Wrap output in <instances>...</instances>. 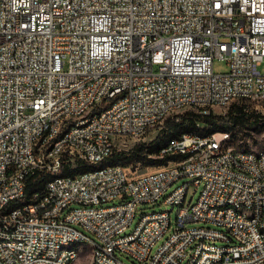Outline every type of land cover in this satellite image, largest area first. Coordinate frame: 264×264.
<instances>
[{"label":"built area","instance_id":"2783aa9c","mask_svg":"<svg viewBox=\"0 0 264 264\" xmlns=\"http://www.w3.org/2000/svg\"><path fill=\"white\" fill-rule=\"evenodd\" d=\"M262 60L264 0H0V264H82L88 254L56 249L69 234L94 245L90 264H264V157L238 155L229 133L173 138L170 164L142 173L41 177L31 207L7 208L29 177L102 161L141 128L178 121L183 102L209 114L206 102L243 98L264 118ZM161 198L171 212H142L127 231ZM215 200L248 203L249 220Z\"/></svg>","mask_w":264,"mask_h":264},{"label":"rangeland","instance_id":"374dc122","mask_svg":"<svg viewBox=\"0 0 264 264\" xmlns=\"http://www.w3.org/2000/svg\"><path fill=\"white\" fill-rule=\"evenodd\" d=\"M213 69L216 72L226 71V69H227L226 61L224 59L215 57L213 59ZM258 69L261 72H264V60L261 61V63L258 66ZM227 109L220 108V107H214L212 110V115H215L216 119L219 121H226L229 118L228 114H227ZM249 111H250V109H249ZM184 113H191V114L195 113L196 114L198 112H196V109H194V108H186V109H184L183 112H181L180 115H182ZM261 119H260V121H261ZM166 121L167 120H165L162 124L147 130L144 134L137 136L136 138L123 139L124 140V142L122 143L123 148H121V150L127 151L138 142L147 143V142L151 141L157 135L158 131L165 125ZM200 123L197 122V125L198 126L202 125V122H200ZM218 130L222 131L224 133H229L230 139L227 142V146L234 147L237 150H253V151L264 150V122H261L255 128H248V127L244 126L243 124L239 123V124H236L230 128H227L225 130H222V129H218ZM186 133H188V132H186ZM193 134H196L199 136L201 135V134H197V133H193ZM140 155H141L140 160L129 159L126 161H120L119 163H120V165H123L129 172L136 174V173H142V172L154 170V169L159 168V167L166 166V165L170 164V162H171L170 160H164L163 159L164 155L161 154L160 150L156 151V149L152 150V149H149L148 147L143 148L140 151ZM72 166L75 167V164H72ZM80 168H81V166H78L75 169H76V171L79 172ZM183 180H188V179H182V180H180V182H182ZM170 190L171 189H169L168 192ZM200 190H201V186L195 188L194 185H192L190 187V190L188 193L187 202L192 197L191 203H194L199 196ZM162 200H163V198H161L155 205L146 204V205L137 206L136 217H135L132 225L130 226V228L127 231H131L134 228L137 220L139 219V215L142 212H149L151 210H170L171 205L168 203H163ZM115 202H117V200H115L114 203ZM175 216H176V207H174L173 212L171 214V222L173 224H174ZM199 225L214 226L212 224L204 223V222L188 223V226H199ZM172 228H173V226L171 227V229ZM170 232L171 231H168L164 235V237L159 240L158 243H161L168 236V234ZM87 234L90 238H93L91 234H89V233H87ZM217 243H220V241H217ZM79 246H80V248H83L84 244H79ZM86 250H87V248H84L85 252H86ZM87 258H89V256H83L82 263L86 262ZM119 258L121 261H123L124 264H138L135 261H133L132 258L128 257L127 255H120ZM188 258H189V256H187L183 260L182 264H185L187 262Z\"/></svg>","mask_w":264,"mask_h":264},{"label":"trees","instance_id":"16d2710c","mask_svg":"<svg viewBox=\"0 0 264 264\" xmlns=\"http://www.w3.org/2000/svg\"><path fill=\"white\" fill-rule=\"evenodd\" d=\"M228 119L226 121H219L216 119L212 112L209 114H199V113H184L180 115L178 121L174 119L167 118L165 125L158 131L157 135L149 142H138L133 147L127 151L115 150L109 156L104 158L99 165L105 164H120V161H126L129 159L140 160V151L148 147L149 149L159 151L164 145H166L171 139L179 137L182 133L190 132L197 133L201 135L209 134L211 132L219 131L218 129L225 130L236 124H243L248 128H255L261 122H264V118L260 119L254 113H246L243 110V106L239 103L233 102L227 109ZM202 122L203 125L198 126L197 122ZM175 155L164 154V160L174 159ZM81 166L80 171L90 168V165H79L77 164L72 168V164L64 163L59 174L65 175H75L78 173L75 168ZM79 171V172H80ZM50 174L47 173L41 175H34L29 177L26 183L25 195L23 198L11 201L7 208L14 207L16 205H21L29 201V196L31 193L40 186L41 177H48Z\"/></svg>","mask_w":264,"mask_h":264},{"label":"bare ground","instance_id":"6f19581e","mask_svg":"<svg viewBox=\"0 0 264 264\" xmlns=\"http://www.w3.org/2000/svg\"><path fill=\"white\" fill-rule=\"evenodd\" d=\"M233 102L239 103L243 106L244 111H249L250 109V102L248 99L243 98H234ZM215 107V102H206V109H213ZM186 108H194L198 110V102L196 101H186L183 102V109ZM181 111V104H173L172 105V112H180ZM153 127H143L136 132V137L144 134L147 130ZM65 129H73V122H65ZM218 133H224L222 131H216ZM182 135H193V133H183ZM199 136V135H198ZM205 136V135H200ZM170 142V141H169ZM168 144V143H167ZM160 152H164V147L160 150ZM238 155H245L248 154V158H261L264 157V150L253 151V150H237ZM101 161L95 162H87V163H75L79 165H90L91 167L80 171V174H88L89 173H100L106 172V168H112L113 166H120V164H105L99 165ZM73 168V166H72ZM60 171L48 173L50 174L46 177V182H53V181H61V180H69L72 175H63L59 174ZM76 173L75 175H78ZM39 191V187L31 193V196H36V192ZM33 205V198H29V201L20 205V207H31ZM224 209H232L236 214H242V220H249V213H248V203H241L235 200H215L212 202V210H224ZM163 212H171L170 210H163ZM0 243L1 248H9V241H8V234H1L0 233ZM79 244H84L83 248H80ZM84 248H87L86 252ZM56 249H58V253L60 254H72L74 251H80L88 254L89 258H87L86 262L82 264H90V258H96V248L94 245L90 244L89 241H81V235L79 234H69L66 235V241H59L56 242ZM111 264H120L118 262H111Z\"/></svg>","mask_w":264,"mask_h":264}]
</instances>
